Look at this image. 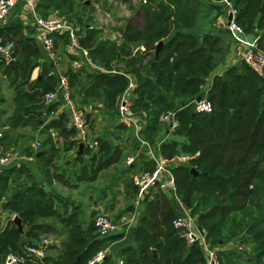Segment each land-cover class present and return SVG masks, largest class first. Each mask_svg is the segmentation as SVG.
Instances as JSON below:
<instances>
[{
    "label": "trees",
    "instance_id": "obj_1",
    "mask_svg": "<svg viewBox=\"0 0 264 264\" xmlns=\"http://www.w3.org/2000/svg\"><path fill=\"white\" fill-rule=\"evenodd\" d=\"M134 1V14L120 17L116 38L102 36L101 27L91 21L93 15L85 14L93 13L94 5L86 4L85 0H37L35 11L43 17L52 11L71 17L81 6L83 13L75 15L73 21L68 19L78 29L79 52L83 54L81 49H86L94 67L88 70L83 62L74 68L72 61L67 67L70 82L81 85L80 89L71 90L76 106L78 99L81 104L101 97L108 109L116 111L119 96L129 83L124 73L114 71V64L123 63L135 78L132 108L144 111L140 135L148 142H158L154 149L165 156L188 155L184 162L172 167L177 198L196 216L207 238L215 239L218 246L234 237L254 245L255 257L240 264H264V75L239 59L238 64L213 75L206 87L207 77L222 61L227 43H234L229 31L223 28L221 34L173 33L174 28L194 24L200 0ZM210 1L220 2V10L224 11L221 0ZM231 1L237 9L236 20L246 34L264 27V0ZM102 2L104 6L106 1ZM31 26L35 31V25ZM0 33L1 40L5 37L13 42L10 51L13 63L1 57L9 80L16 86L14 109L6 120L8 129L1 132L2 150L17 143L18 136L8 131L17 129L28 117L32 118L33 128L45 121L41 129H55L61 136H73L76 129L69 122L68 110L52 113L60 106V99L52 102L43 99L46 91L55 89L58 77L51 73L49 63L41 61L42 52L34 38L23 34L19 22L5 26ZM257 34V44L264 49V31ZM52 36L55 47L61 38L69 41L66 31H54ZM159 40L162 44L156 49ZM65 51L62 53L71 60L76 58ZM37 68V75L31 79ZM197 96L211 100L212 109L196 111L193 100ZM166 112H173L178 119L173 129L159 119ZM166 130L183 139L160 138ZM78 141L70 139L68 147ZM44 145H49L46 154L38 157L31 154L37 160L41 181L36 179L27 160L0 165V208L16 213L27 226L21 234L11 219L0 228V254L18 253L23 256L19 264H87L121 233L100 236L92 218L84 225L74 207L68 210V200H61L50 189L53 178H63L53 162L57 147L50 132L45 135ZM90 152L91 148L85 146L83 153ZM119 155V150L112 149L107 140L99 141V149L90 154V162L83 163L75 176L93 180L101 169L116 162ZM74 159L81 162L82 156L78 154ZM142 164L144 169L151 170L154 160L145 159ZM125 190L137 193L133 179H127ZM140 202L143 206L131 238L116 252L122 264H205L201 246L197 242L188 244L173 227L172 219L178 213L166 192L151 187ZM46 218L56 220L61 228ZM42 233H65V237L59 245L48 246L54 253L37 256L24 252L25 245L38 246V235ZM217 250L222 264L236 263L230 260L228 252ZM95 264H118V261L108 252Z\"/></svg>",
    "mask_w": 264,
    "mask_h": 264
},
{
    "label": "crops",
    "instance_id": "obj_2",
    "mask_svg": "<svg viewBox=\"0 0 264 264\" xmlns=\"http://www.w3.org/2000/svg\"><path fill=\"white\" fill-rule=\"evenodd\" d=\"M36 2H37V0H26V1H22V2L17 3L16 6L12 9L11 13L8 15L7 19L4 22H0V29H5V26L11 25V24H13V22H19L21 24L23 34L26 36H32L34 38L36 44L38 45L40 51L42 52L41 61H45L44 57H46L47 59H50V58H48L46 56L45 52L41 48V45H39L40 43L36 37V30L34 31L33 27L31 26L32 25L31 24V11H30L31 5L32 4L35 5ZM98 2L101 3V5H102V0H95V3H94V0H93V2H91V0H85L86 4L92 3V4H94V8H95V6H97V8H95V11L93 13L86 12L85 14H87V15L89 14V15H93V16H99L97 13L100 10V6L98 5ZM219 5H220V2H212L210 0H200L199 10L197 12L194 24L190 27H182L181 26V27L174 28L173 33L175 31L195 32V33H203V32L210 31L212 33H220L221 34L222 31L224 30L223 28H226L225 27L226 16H225L224 11L220 10ZM102 10L104 12V16H103V18L101 17V20L104 19L103 20L104 23L100 22V20H99V21H96L94 24L101 27L103 37H115L116 38V36L118 35V31L116 30V28L121 25V18H126V17L128 18L132 14H134V12H133L134 10H131L130 8H128V9H126L128 12L127 11L125 12L127 14H124V15L122 14L121 18L119 20L118 18H114L115 15L110 12L112 9L109 11L103 7ZM130 10L132 11L131 13H130ZM56 12H58V11H56ZM50 13L53 14L54 11H52ZM81 13H83V11L81 9V6L79 5L76 9V13H73L71 15H73L72 17H74L75 15L81 14ZM108 20L110 21L109 24H107ZM263 31H264V27L256 28L255 32L250 33V34H246V37L250 40L257 41V39L259 37V35L257 33H261ZM2 36H3V34L0 33V43H2V42L4 43L6 40H10V39H7L5 37H4V40H1ZM227 44H228V47L225 50L224 57H223L222 61L219 62L213 68V70L210 72V75L207 77V81L205 83L206 87L210 85L213 75H215L217 73H221L229 65H234V64L239 63L238 52H237V48H236L235 44L234 43H232V44L227 43ZM67 48H68V50L65 52H68V53L75 55L76 58L71 60L67 54L62 53L60 50L57 51L56 53L58 54V56H55L56 57V58H54L55 60L50 59V62H49L50 71H51V73L54 74V76H56V73L53 71L54 66H56V68H59L64 72H66L67 67L71 61H72L71 65L74 68L78 67L83 62H85V64H88L90 67H94L93 66L94 63L88 58V56L81 54L79 52V50H72L69 47V44L67 45ZM1 56H3V58L6 60V62H9L10 64L13 63L14 57H12L11 54L5 55L4 53L0 52V71L6 75L5 77H7V79H9L8 74L6 73V71L4 69V66H1V64H3ZM114 68H115L114 71L124 73L128 78H130L132 80L135 79L134 76L130 72L125 70V66L123 63L114 64ZM38 71H39L38 68L35 69L31 73L30 78L33 79L37 75ZM56 77H58V76H56ZM10 83H11V81H10ZM11 86H12V93L10 95V98H7V96L3 94V91L0 92L2 94L0 96V129H2V130H0L1 132L8 129V125H7L6 120H7V117L11 115V113L14 109L13 98L16 94V86L14 83L13 84L11 83ZM59 110H61V108L58 109V111ZM56 113H53V114H56ZM48 118H46V119H48ZM44 123H45V121H43L39 127L33 128L32 127V118L28 117L27 120L25 121V123L19 125L17 127V129L8 131L11 135L18 136V141L15 145H12V148L14 149L17 146H21L20 148H22L24 150H21L20 154H18V155H16L18 153V150H16L17 151L16 152V151H13L12 148L6 149L5 151H9V150L13 151L16 159L27 160V161L33 160V162H35V169H36L35 173L37 176H41V171L38 167L37 160L31 154L35 153V156H36V152L40 149H44L46 146H48L46 151L49 149V145H44V138H45L46 133L50 132L51 136L53 138V142L57 147V151L55 153V158H54L53 162H55V164L57 165L58 172L61 174V176H63V178L61 180L57 179L56 177L53 178L52 184L50 185V189L55 191L57 194H59V196L61 198L65 197L68 199V204H67L68 210H70L71 208L74 207L78 211L80 220L82 221V223L84 225L88 224L91 221L92 212H94L95 210L100 209L102 207H105L106 211H111V212L115 213L116 210H118L123 204H125V203H122L121 201L119 202L118 200H116L117 197L115 195H117L118 191H120L122 194H125V197L129 198V199H126L128 204H127L125 209H126L127 213H129L128 216H131V213L133 211H136L135 218L130 220L129 224L125 227V229H121L119 231L114 232V233H117V232L121 233V237L112 241L110 243V245L107 247L108 251L111 252V254H113V258H115V260L118 261V264H122L123 262L119 263V260H122V259L118 258V256L116 255V252L124 243H126L127 241L130 240L132 232H133V230H134V228L137 225L138 220H139L140 208H142V206H143V203H141L140 201L136 204V194H133L131 192L127 193L125 190V182L129 178L133 179L132 177L135 175L133 173L135 170L132 168L134 166V163L128 162V163H131L130 168L125 173V175H124L125 179L123 180L122 185H120L119 187L116 186V181H114V179H112V176H113L112 171L108 170L107 167L104 169H101L98 172L96 178L93 180L78 179L77 176H75V172L80 170L82 164L85 162H83V161L80 162L78 160H75L74 158L78 154L81 155L82 157H84L86 154H88V153H83L84 147L87 146L86 142H84L82 152L78 153L77 151H78L79 141H78L77 145L72 144L71 147H68L69 143H70L69 142L70 139H74V138L76 139L77 138L76 132L71 137H64V136L59 135L55 129H41V126ZM128 127H130V126L128 125ZM132 127L134 128V126H132ZM28 129L30 130V132L34 133L33 134L34 136L37 137V140H35V142L36 141L39 142L38 146L35 145V142L34 143L30 142L25 147L22 146V145H24V143L28 142L27 141L28 137H26L27 135L24 134V131L28 130ZM130 129H131V127H130ZM30 132H28V133H30ZM166 133L169 134L168 130H166ZM38 135L39 136L43 135V137L40 140H38ZM135 136H136V133H135ZM29 137H30L29 140L32 141L30 135H29ZM157 145H158V143H156V146L152 145V148L153 149L156 148ZM136 147L139 148V145L137 144ZM29 151L31 153H29ZM46 151L43 154H46L47 153ZM147 153H148V151H147ZM36 157H38V156H36ZM131 158L132 157L128 158V160ZM148 159H149V157H148ZM116 162H114V163H116ZM113 164H111V165H113ZM113 167H116V164H114ZM120 175H122V174L120 172H118L116 174L115 178L120 176ZM130 175H132V177H129ZM100 181H102V182H100ZM112 193L114 196L112 195ZM168 197L171 200L173 210L176 213H181L182 212L181 206H180L177 198L174 196V194H171ZM121 209H124V208H121ZM119 212H121V210ZM231 241H232V239H229L226 243H229ZM238 241H240V240L238 239ZM226 243H224L222 246H219V248L223 249V247H226Z\"/></svg>",
    "mask_w": 264,
    "mask_h": 264
},
{
    "label": "built area",
    "instance_id": "obj_3",
    "mask_svg": "<svg viewBox=\"0 0 264 264\" xmlns=\"http://www.w3.org/2000/svg\"><path fill=\"white\" fill-rule=\"evenodd\" d=\"M22 1L26 0H0V22H4L16 4ZM146 1L147 0H140L141 3H145ZM221 3L226 16L225 27L234 41L239 59L246 62L252 69L264 75V49L258 46L257 41L250 40L246 37L243 27L236 20L237 9L232 1L221 0ZM30 11L31 24L35 25L37 40L48 58L54 60L56 56L55 41L52 36V32L54 31H66L70 41L69 47L72 50L80 49L78 29L64 15L51 14L43 17L36 13L34 4L31 5ZM12 47L13 42L11 40H6L4 43H0V52L9 55ZM81 50L82 53L87 56L86 49ZM135 85V81L129 78L127 87L119 96L118 115L122 121H126L133 125L135 130H137L138 122L134 116L135 113L132 109L133 100L131 98L132 89ZM43 99L45 102H52L60 99V106L52 113H56L60 108L67 109L70 114L69 122L76 129L78 140L85 142L88 133L87 119L76 106L71 96L68 76L60 73L57 78L55 89L46 91L43 95ZM193 105L196 111L202 112L210 111L213 107L211 100L201 96L199 99L195 98L193 100ZM159 119L166 122L170 129L178 125V119L173 112L162 113ZM1 136L2 133L0 131V165L10 163L16 159L13 151L2 152ZM136 137L141 141L144 147L146 146L148 155L154 160V167L151 170H142L133 176V183L137 187L136 204L149 192L151 187H159L164 192L171 190L177 198L172 167L178 162L186 160L188 155L178 153L171 157L165 156L159 152V150L153 149L149 142L140 135L138 130L136 131ZM35 145L38 146L39 142L36 141ZM177 200L179 201L182 212L178 213L172 219L173 227L188 244L197 242L201 246L205 255V264H222L218 250L210 244L206 232L198 226L196 217L190 213L189 209L181 200L178 198ZM135 214L136 211H133L131 216L122 214L118 218H115L105 212H97L93 218L95 232L100 236H105L119 231L122 229L124 223L127 226L130 220L135 218ZM13 217L14 215L11 216V218ZM108 252V248L98 250L96 254L88 260L87 264L99 262ZM19 262L20 259L17 255L8 253L3 264H19ZM122 262V260H119V263Z\"/></svg>",
    "mask_w": 264,
    "mask_h": 264
},
{
    "label": "rangeland",
    "instance_id": "obj_4",
    "mask_svg": "<svg viewBox=\"0 0 264 264\" xmlns=\"http://www.w3.org/2000/svg\"><path fill=\"white\" fill-rule=\"evenodd\" d=\"M138 1L140 2V0H138ZM91 2H93V0H91ZM134 2L136 3V1H134V0L132 1V3L130 0H126V1L125 0H106V4L104 6H103V2H102V5H101V3L98 2V5L100 6L101 11L99 10L97 12L99 16H92L91 21H93L95 23L96 21L100 20V22L104 23V21H103L104 19L101 20V17L103 18V16H104V12L102 10L103 7L108 8V9L110 8V10L112 9L111 11L110 10L109 11L115 15L114 18H120L122 14L123 15L127 14L125 12L127 11L126 9H128L129 7L131 10L134 9V7H133ZM94 3H95V0H94ZM95 8H97V6H95ZM108 9H106V10H108ZM131 10H130V13L132 12ZM51 14L52 13H50L49 15H51ZM53 14L54 15H60V14L64 15V14L59 13V12H54ZM64 16L67 19L69 17V19L73 21L72 16L71 17L66 16V15H64ZM109 23H110V21L108 20L107 24H109ZM69 43H70V41L64 42L63 38L59 39V43H57V46L55 47V51L56 52L59 50L61 52H64V50L67 51L68 50L67 45ZM56 56H58L57 53H56ZM44 60L47 63L50 62V59H47L46 57H44ZM1 66H4V65L1 64ZM85 66L88 70L93 68V67H90L88 64H85ZM53 71L56 73V76H58L60 73H63V74L68 76L71 90H74V89L77 90V88L78 89L81 88V85H79L78 82L73 83L74 85L70 82L71 80H70L68 73L62 71L59 68H56V66H54ZM5 76L6 75L0 71V92L3 91V94L6 95L7 98H10V95L12 93V86H11L9 79H7V77H5ZM79 81H82V77H80ZM76 90H74V91H76ZM1 95L2 94L0 93V96ZM76 95H78L77 92H76ZM78 98H79V96L76 97V99H78ZM131 98L133 100L132 95H131ZM77 101H76V103H77L79 109L86 116V119H87L88 133H87L85 142H86L87 146H89L91 148L90 154L96 152L99 149V141H102V140H107L109 142V146L112 149L115 148V149L119 150V152H120V155H119L117 162L114 163V164H116V167H113L114 164L107 167L108 170L112 171V175H113L112 179H114V181H116L117 187L122 185L123 180L125 179L124 175L127 172V170H129L131 163H134V166L132 167L135 170L133 172L134 174H137L138 172H140L142 170H147V169H144L142 162L145 161V159L150 160L151 157L149 155H147L148 153H147L146 146L144 147L141 144V141L135 136L136 131L137 130L140 131L141 127L145 123V120L143 118L144 111H142L141 109L137 110L135 108H132L134 113H135L134 116L136 117L137 122H138L137 123L138 129L135 130L132 127L133 125L131 126V124H129L128 122L121 120L120 116L118 115V107L116 108V111L108 109L107 106L104 104L103 99L101 97H96L93 100L91 99L88 102H82L81 104H78V103H80L79 99ZM128 125L131 127V129H130V127H128ZM0 130H2V129H0ZM28 132H30L29 129L24 131V134L27 135L26 137H28V139H27L28 142L24 143V145H22L24 147L26 145H28L30 142L34 143L35 140H37V137L33 135L34 134L33 132H30V133H28ZM29 135L31 136L32 141L29 140V138H30ZM42 137H43V135H40V136L38 135V140H40ZM169 137H176L180 140L183 139V136H181V135L178 136V135H171V134H167V133H165V134L161 133V135H160V138H162V139H166ZM149 143L152 147V145L156 146V143H158V142L151 143L149 141ZM137 144L139 145V148L136 147ZM1 145H2V143H1ZM20 147L21 146H17L16 148L13 149V151L18 150V153L16 155L20 154L21 150H24ZM9 151H11V150H9ZM2 152H3V150H2ZM90 154H86L84 157H82V161L83 162H90ZM99 156L100 155H98V157ZM147 156L149 157V159ZM130 157H132V158L128 160V158H130ZM16 160L19 161L21 159H16ZM151 160H153V159H151ZM128 162H131V163H128ZM28 165H30L32 170L34 172H36L35 162H33V160L28 161ZM118 172H120L122 175L115 178V176ZM35 176H36V179L38 181L42 180V176H37L36 173H35ZM129 177H132V175H130ZM100 182H102V181H100ZM171 194H173L171 192V190L166 191V195L170 196ZM112 195H113V193H112ZM115 196L117 197L116 200H118L119 202L121 201L122 203H125V204H123L118 210H116L115 213H113L111 211H106L105 207L97 209L94 211V214L92 216V220L94 218V215L97 212H105V213L108 212L107 214L110 213L109 215H111L112 217H115V218H118L122 214L129 215V213H127V211L125 209L127 204H128L126 199H129V198H126L125 194H122L120 191H118L117 195H115ZM61 200L66 201L68 199L63 197ZM121 208H124V209H121ZM120 210H121V212H119ZM12 215L15 216L16 213L11 212L7 209L0 208V228H3V226H5L11 219L13 220V218H11ZM46 220L54 222L56 224V226L61 228V225L56 220H54L52 218H46ZM198 226L201 228V226L199 224H198ZM125 227H126V224L124 223L122 225V229H125ZM26 228H27V226L22 224L21 231H20L21 234L24 233V230ZM227 231H231V229H228ZM224 235H226V234L224 233ZM64 237H65V233H62L61 235L42 233V234L38 235V241H37L38 246L37 247L25 245L23 250H24V252H27V253L31 252L37 256H42L43 254H45L44 252L54 253L55 251L53 249L49 248L48 246H50V244H58L59 245L61 239H63ZM208 240L214 247H216V249H219V246H218L219 243L216 242L215 239L210 240L208 238ZM222 250L228 252L227 255L231 256L230 260H235L236 263H233V264H240V263L247 262L248 258L252 259L255 257V252H256L255 247L252 243H250L248 241L247 242L238 241L237 237L232 238L231 242L226 243V247H223ZM240 252H242L243 254ZM9 253H13V254L17 255V257L20 259V262H21V260H23V256L19 255L18 253H14L12 251H10ZM237 253L240 254L239 256H241V257L236 256ZM7 254L8 253H5L3 255H2V253L0 254V257H3L2 258L3 260L0 261V264L4 263ZM232 254H233V256H232ZM221 257L223 259V263H225L226 258L224 256V254H222Z\"/></svg>",
    "mask_w": 264,
    "mask_h": 264
},
{
    "label": "water",
    "instance_id": "obj_5",
    "mask_svg": "<svg viewBox=\"0 0 264 264\" xmlns=\"http://www.w3.org/2000/svg\"><path fill=\"white\" fill-rule=\"evenodd\" d=\"M229 18H230V15H229ZM162 44V40H159L158 43L156 44V49ZM200 96H197V99H199ZM83 146H84V142L80 141L79 142V145H78V153H81L82 152V149H83ZM48 148V146H46L44 149H40L36 152V156H39L43 153H45L46 149ZM191 171H194V174L196 173L194 168H191ZM43 186H45V184L43 183L42 184ZM13 220L15 222V224L17 225V228L19 231H21V226H22V222H21V219L18 217V216H14L13 217ZM98 263V262H96Z\"/></svg>",
    "mask_w": 264,
    "mask_h": 264
}]
</instances>
